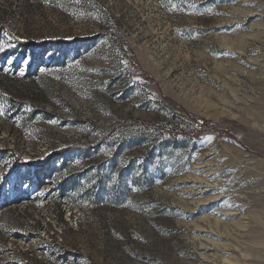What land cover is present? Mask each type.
<instances>
[{"label":"rangeland","instance_id":"rangeland-1","mask_svg":"<svg viewBox=\"0 0 264 264\" xmlns=\"http://www.w3.org/2000/svg\"><path fill=\"white\" fill-rule=\"evenodd\" d=\"M0 47V264H264V0H0Z\"/></svg>","mask_w":264,"mask_h":264},{"label":"trees","instance_id":"trees-1","mask_svg":"<svg viewBox=\"0 0 264 264\" xmlns=\"http://www.w3.org/2000/svg\"><path fill=\"white\" fill-rule=\"evenodd\" d=\"M145 77H147L148 78V76L147 75H145ZM206 123H208V122H206ZM139 124H145L146 125V123L145 122H139V121H133V122H130V124H128V123H121V125H123V126H137V125H139ZM191 133V135H193V136H199L200 134L199 133H196V132H194V131H192V132H190ZM19 159H21V158H19Z\"/></svg>","mask_w":264,"mask_h":264},{"label":"snow or ice","instance_id":"snow-or-ice-1","mask_svg":"<svg viewBox=\"0 0 264 264\" xmlns=\"http://www.w3.org/2000/svg\"><path fill=\"white\" fill-rule=\"evenodd\" d=\"M4 49H3V47H0V51H3Z\"/></svg>","mask_w":264,"mask_h":264}]
</instances>
